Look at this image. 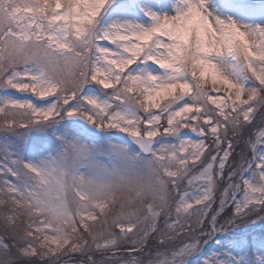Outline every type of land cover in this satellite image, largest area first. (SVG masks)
I'll return each instance as SVG.
<instances>
[{"label": "snow or ice", "instance_id": "snow-or-ice-1", "mask_svg": "<svg viewBox=\"0 0 264 264\" xmlns=\"http://www.w3.org/2000/svg\"><path fill=\"white\" fill-rule=\"evenodd\" d=\"M264 0H0V264H264Z\"/></svg>", "mask_w": 264, "mask_h": 264}, {"label": "rangeland", "instance_id": "rangeland-1", "mask_svg": "<svg viewBox=\"0 0 264 264\" xmlns=\"http://www.w3.org/2000/svg\"><path fill=\"white\" fill-rule=\"evenodd\" d=\"M254 2H259V0H254ZM252 230L254 231L256 236L264 235V230H262L259 226H252ZM0 235H3L2 232H0Z\"/></svg>", "mask_w": 264, "mask_h": 264}]
</instances>
